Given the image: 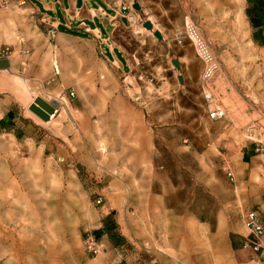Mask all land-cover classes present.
Returning a JSON list of instances; mask_svg holds the SVG:
<instances>
[{
  "label": "rangeland",
  "instance_id": "obj_1",
  "mask_svg": "<svg viewBox=\"0 0 264 264\" xmlns=\"http://www.w3.org/2000/svg\"><path fill=\"white\" fill-rule=\"evenodd\" d=\"M106 1L120 8L124 73L99 44L44 38L21 7L0 9V58L19 65L0 72V264H193L199 253L212 264L215 252L260 264L245 218L256 211L264 226V34L246 1ZM186 24L218 62L209 82ZM35 96L58 108L52 121L28 111ZM246 148L254 158L241 163Z\"/></svg>",
  "mask_w": 264,
  "mask_h": 264
},
{
  "label": "crops",
  "instance_id": "obj_2",
  "mask_svg": "<svg viewBox=\"0 0 264 264\" xmlns=\"http://www.w3.org/2000/svg\"><path fill=\"white\" fill-rule=\"evenodd\" d=\"M23 6H17L16 0H9L7 9L20 8L32 24V29L41 36L54 41L76 40L92 41L101 46L106 59L124 73L128 61L123 51L112 41L117 28L116 19L120 8L113 6L106 0H25ZM243 14L247 23L252 27L251 20L262 21V25L252 27L253 33L264 34V0H245ZM161 4H168L169 0H159ZM141 7V6H140ZM261 9V12L259 11ZM201 19H203L201 17ZM121 20V19H120ZM0 59H6L1 57ZM9 69L13 64L7 57ZM19 66V65H18ZM32 64L24 65V73L32 78ZM8 69V70H9ZM6 70H0L3 72ZM254 158L252 148H246L240 156L241 163ZM264 237V235H263ZM262 237V238H263Z\"/></svg>",
  "mask_w": 264,
  "mask_h": 264
},
{
  "label": "built area",
  "instance_id": "obj_3",
  "mask_svg": "<svg viewBox=\"0 0 264 264\" xmlns=\"http://www.w3.org/2000/svg\"><path fill=\"white\" fill-rule=\"evenodd\" d=\"M25 0H16L17 6L25 5ZM9 0H0V9L8 8ZM264 16V14H263ZM185 36L192 46L194 54L201 65L200 79L202 82H209L218 70V62L208 48L205 41L199 35L197 29L192 24L185 25ZM72 94L70 93V96ZM206 100L210 99L209 94H205ZM55 107V105H54ZM57 109L55 107V114ZM54 114V115H55ZM208 119L217 122L224 119V112L220 109H212L208 112ZM245 226L249 231V239L245 246L251 251L252 259L260 264H264V249L261 245V239L264 235V226L256 211H249L245 218ZM87 250L92 254L97 253V245L94 238H88Z\"/></svg>",
  "mask_w": 264,
  "mask_h": 264
},
{
  "label": "water",
  "instance_id": "obj_4",
  "mask_svg": "<svg viewBox=\"0 0 264 264\" xmlns=\"http://www.w3.org/2000/svg\"><path fill=\"white\" fill-rule=\"evenodd\" d=\"M132 8L135 11L140 10V6L138 3L132 4ZM122 22L125 23V19H122ZM142 27L148 31H152L153 29L151 22L148 20L142 24ZM152 35L158 40L161 39V35L158 31H153ZM172 63L176 68H179L177 61H173ZM3 69L4 70L9 69V62L7 59H0V70ZM179 81L181 82V79H179ZM27 109L30 113H32L42 122H47L50 119L51 115L55 113L54 105L50 102H46L45 100L39 97L34 98L33 101L29 104Z\"/></svg>",
  "mask_w": 264,
  "mask_h": 264
},
{
  "label": "bare ground",
  "instance_id": "obj_5",
  "mask_svg": "<svg viewBox=\"0 0 264 264\" xmlns=\"http://www.w3.org/2000/svg\"><path fill=\"white\" fill-rule=\"evenodd\" d=\"M189 56V55H188ZM189 64H190V62H189ZM18 82V81H17ZM17 85L19 84V83H16ZM16 86V85H15ZM20 86V91L22 92V93H25L27 90H28V86L26 85V82H25V80H22L21 81V85H19ZM16 88V87H15ZM15 91V90H14ZM16 91H18V90H16ZM15 91V92H16ZM20 92V93H21ZM20 93H19V95H20ZM18 95V94H17ZM246 95V94H245ZM22 96H20V98H21ZM36 97V96H35ZM249 97H251L250 95H249ZM19 98V97H18ZM25 98V97H24ZM50 100V99H49ZM52 100V99H51ZM62 100V99H61ZM250 100H252V99H250ZM254 100V99H253ZM26 101V100H25ZM47 101V100H46ZM57 108V107H56ZM58 109V108H57ZM64 110V109H63ZM54 113V112H53ZM55 114V113H54ZM51 115V117H50V119L47 121V122H50V121H52L53 120V118H54V116L55 115ZM59 116V115H58ZM55 121V120H54ZM47 124H49V123H47ZM102 148V147H101ZM123 169V168H122ZM27 178V177H26ZM32 179V178H31ZM35 180H33V182H34ZM32 182V183H33ZM36 182V181H35ZM13 183H15V182H13ZM20 183H18V185H19ZM3 185V184H2ZM4 186V185H3ZM42 189V188H41ZM7 190V189H6ZM1 191V190H0ZM13 191V190H12ZM11 191V192H12ZM23 192V191H22ZM21 192V193H22ZM26 193V192H25ZM29 195V194H28ZM40 195V194H39ZM20 196V195H19ZM35 196V195H34ZM12 197V196H11ZM14 197V196H13ZM13 197L11 198V199H13ZM31 197V196H30ZM37 197H39V196H37ZM15 198V197H14ZM30 199V198H29ZM49 199V198H48ZM15 201V200H14ZM30 202V201H29ZM5 203V202H4ZM14 203V202H13ZM34 204V203H33ZM32 204V205H33ZM6 206V205H5ZM23 206H24V204H23ZM35 206V205H34ZM25 209H26V206H25ZM28 210V209H27ZM10 211V210H9ZM35 211V210H34ZM7 212V211H6ZM5 212V213H6ZM11 212V211H10ZM13 212V211H12ZM34 213V212H33ZM28 216V215H27ZM30 217V216H29ZM145 227V226H144ZM145 231V230H144ZM194 231H196V228L194 227ZM0 235H3V234H0ZM56 236V235H55ZM166 236V235H165ZM5 239V238H4ZM7 243V242H6ZM34 243V242H33ZM1 250H3V249H1ZM6 251V250H5ZM215 255H213L212 257H211V259H212V264H219V260H220V257L217 255V254H219V252H215L214 253ZM31 256V255H30ZM187 260H188V262L190 263V261L191 262H195V263H193V264H209V262H210V257H208L207 255H205V256H203V255H201L200 253L199 254H192L191 256H189V255H187ZM191 264V263H190Z\"/></svg>",
  "mask_w": 264,
  "mask_h": 264
},
{
  "label": "trees",
  "instance_id": "obj_6",
  "mask_svg": "<svg viewBox=\"0 0 264 264\" xmlns=\"http://www.w3.org/2000/svg\"><path fill=\"white\" fill-rule=\"evenodd\" d=\"M259 11L261 12V9H259ZM251 25L252 27H258V26H261L262 25V21L261 20H258V21H254V20H251ZM104 230H97L94 232V235L95 237H99V235H101V233L103 232Z\"/></svg>",
  "mask_w": 264,
  "mask_h": 264
}]
</instances>
